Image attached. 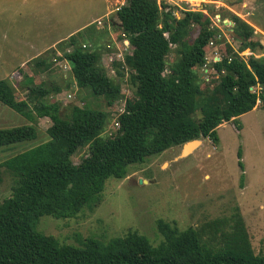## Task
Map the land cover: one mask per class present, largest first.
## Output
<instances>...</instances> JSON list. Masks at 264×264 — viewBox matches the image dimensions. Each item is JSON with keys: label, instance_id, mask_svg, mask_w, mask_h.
<instances>
[{"label": "trees", "instance_id": "1", "mask_svg": "<svg viewBox=\"0 0 264 264\" xmlns=\"http://www.w3.org/2000/svg\"><path fill=\"white\" fill-rule=\"evenodd\" d=\"M116 16L132 47L116 64L128 65L134 88L133 98L118 116L116 135H102L108 121L103 110L73 104L64 117L45 100L51 90L43 83L29 80L27 97L17 99L16 88L0 79L1 104L31 122L51 120L47 141L0 161V183L3 168L14 177L11 194L0 202V264H264L239 214L218 245L204 241L196 228L181 230L176 222L163 219L157 221L162 235L157 245L132 229L108 242L87 238L81 246L37 231L44 215L72 217L99 205L106 182L124 179L132 165L194 139L209 138L218 146L219 126L234 121L241 129L240 116L264 109V46L250 41L254 30L247 21L232 15L233 36L243 45L235 49L229 44L221 59L211 62L219 77L203 89L197 69L206 64L209 42L220 34L208 13L180 9L167 0H125ZM195 26L198 33L193 38ZM93 35L85 38L83 31L77 32L57 45L67 43L64 56L78 86L103 93L113 105L120 99L121 85L97 69L100 52L80 39L90 41ZM174 48L179 58L169 64L167 56ZM246 50L251 54L242 55ZM41 65L51 67L47 58L37 60L36 68ZM123 76L120 72L119 78ZM54 91L60 93L61 88ZM37 137L33 123L0 128V149ZM85 145L87 156L74 163L73 156ZM238 158L244 168L241 148Z\"/></svg>", "mask_w": 264, "mask_h": 264}, {"label": "rangeland", "instance_id": "2", "mask_svg": "<svg viewBox=\"0 0 264 264\" xmlns=\"http://www.w3.org/2000/svg\"><path fill=\"white\" fill-rule=\"evenodd\" d=\"M188 1L176 0L184 9L191 8V2H198ZM107 2L111 11L106 15ZM124 2L0 0V79H7L16 88L17 99L27 97L28 88L32 86L31 83L28 86L29 80L36 85L43 83L51 90L45 100L57 106L64 117L69 115L73 104L103 110L108 114V121L102 135H116L120 128L118 116L134 95L129 81L131 69L126 64H116L132 50L116 16L117 8ZM202 4L198 10L208 13L213 26L220 30L213 39L214 45H209L208 60L216 53L221 58L229 44L235 49L243 45L242 40L233 36L236 22L232 15L250 23L254 30L250 41L264 46V0H211ZM93 14L102 15L96 24L101 28L107 26L108 31L106 28L95 30L90 41L80 39L100 52L97 69L121 85L120 99L113 105L108 104L103 93L78 86L64 56L67 43L59 47V42L47 40L65 34ZM197 33L195 26L191 37H196ZM40 58L48 59L50 69L42 65L36 68ZM178 58L175 48L171 49L168 63ZM208 62L207 72L203 67L197 69L203 89L215 85L219 77L211 70L212 61ZM120 72L124 74L123 79L119 78ZM55 87H60L61 92L56 93ZM238 120L242 123L241 129L234 121L218 127V146L209 138H201V144L190 154H183V145H180L149 156L145 162L132 165L124 179H109L99 205L85 207L72 217L44 215L39 219L37 231L54 235L63 244L81 246L87 238L108 242L132 229L157 245L162 240L157 221L163 219L176 222L181 230L196 228L204 241L218 245L222 232L230 231L239 214L255 254L264 256V109L257 107ZM31 123L37 126V139L0 149V161L47 141L46 130L51 125L48 117L31 122L0 103V128ZM240 148L244 168L238 164ZM87 154L85 145L73 156L74 163H80ZM3 171L0 202L11 194L14 184V177L4 168Z\"/></svg>", "mask_w": 264, "mask_h": 264}, {"label": "crops", "instance_id": "3", "mask_svg": "<svg viewBox=\"0 0 264 264\" xmlns=\"http://www.w3.org/2000/svg\"><path fill=\"white\" fill-rule=\"evenodd\" d=\"M176 4H178V6L180 5L178 2H176ZM106 10H107L106 15H107L111 11L110 7L108 6V2L106 4ZM93 15L94 16H91L90 18L85 19L79 25H76L72 29H69L65 34H63L59 37H52V38H49L47 40L60 42L63 40H67L69 38V36L76 34L77 32H82V31L84 32L85 38H87L88 34L94 32L95 30L96 31L104 30L107 26L104 28H101V27L97 26V24H96V22L99 18H103L102 15H98V14H93ZM106 30H107V28H106ZM42 39H44V38H41L40 40H42Z\"/></svg>", "mask_w": 264, "mask_h": 264}, {"label": "built area", "instance_id": "4", "mask_svg": "<svg viewBox=\"0 0 264 264\" xmlns=\"http://www.w3.org/2000/svg\"><path fill=\"white\" fill-rule=\"evenodd\" d=\"M167 1H168L169 3H171V4H173V5H178V4H176V2H175L176 0H167ZM177 1H178V0H177ZM191 1H192V0H190V1H188V2L190 3ZM203 1H204V2H210L211 0H198V2H195V1H194V2H191L192 7H191V8H188V9H191V10H198V6H200V5L203 6V4H202ZM118 8H119V7H118ZM118 8H117V9H118ZM179 8H180V9H184V8H182L180 5H179ZM174 14H175L176 16H178V17L180 16L179 11H177V10L174 11ZM209 45H210V46L214 45V40H213V39L209 42ZM215 49H216V48H215ZM215 51H217V50H215ZM241 54H242V55H246V56H248L249 54H251V52L248 50V51H247V54H246L245 51L242 52ZM220 59H221V58H220L219 55L216 53L215 56L212 57V60H208V59H207L206 64L203 65V70L206 71V72L208 71V68H207V67H208V63H209L208 61L215 62V61H219ZM212 71L215 72L213 69H212ZM215 73H216V72H215ZM117 124H118V123H117Z\"/></svg>", "mask_w": 264, "mask_h": 264}, {"label": "water", "instance_id": "5", "mask_svg": "<svg viewBox=\"0 0 264 264\" xmlns=\"http://www.w3.org/2000/svg\"><path fill=\"white\" fill-rule=\"evenodd\" d=\"M202 141L199 139L190 140L183 144V154H190L192 153L200 144ZM142 182L144 180H141Z\"/></svg>", "mask_w": 264, "mask_h": 264}]
</instances>
